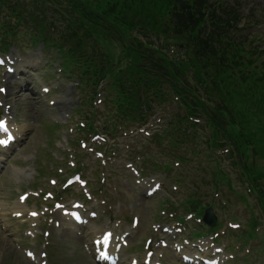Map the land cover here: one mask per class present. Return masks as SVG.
Instances as JSON below:
<instances>
[{"label": "rangeland", "instance_id": "1", "mask_svg": "<svg viewBox=\"0 0 264 264\" xmlns=\"http://www.w3.org/2000/svg\"><path fill=\"white\" fill-rule=\"evenodd\" d=\"M109 1L87 9L100 11ZM224 2L240 12L242 34L264 52V0ZM134 10L157 9L148 3ZM19 39L23 46L0 53V122L15 128L21 139L0 155V264H131L132 259L137 264H264V207L236 176L226 152L215 150L207 163L191 152L195 138L181 145L180 137L168 136L175 113L184 106L177 93L156 98L144 123L118 120L104 94L79 85L46 38L34 42L36 47L26 33ZM139 39L172 57L178 51L189 55L181 40L155 44V36ZM100 44L110 65L144 62L117 40L103 36ZM257 66L258 81L264 54ZM14 69L29 76H12ZM8 75L27 79L17 103L4 92ZM189 106L194 117L188 121L196 124L202 112ZM219 163L227 169L225 176L218 172L219 181H227L229 188L212 177L221 170ZM208 207L218 216L216 233L206 232L210 227L202 217ZM75 213L87 219L76 234L71 230ZM105 231L115 237L111 258L95 244Z\"/></svg>", "mask_w": 264, "mask_h": 264}, {"label": "trees", "instance_id": "2", "mask_svg": "<svg viewBox=\"0 0 264 264\" xmlns=\"http://www.w3.org/2000/svg\"><path fill=\"white\" fill-rule=\"evenodd\" d=\"M98 1L0 0V51H8L21 33L36 42L46 38L81 85L104 93L118 120L145 122L156 98L177 93L184 106L168 136L180 137L181 145L195 138L191 152L207 163L215 150L226 152L236 176L264 207V92L258 86L264 89V75L257 81L254 72L264 52L242 34L240 12L224 0H111L100 11L87 9ZM148 3L157 10H134ZM136 33L155 36L149 41L155 44L181 40L189 55L178 51L172 57L160 46H145ZM103 36L144 62L110 65ZM191 104L202 112L194 120L201 124L188 121L194 117ZM217 166L214 181L229 188L218 175L225 176L226 167Z\"/></svg>", "mask_w": 264, "mask_h": 264}, {"label": "bare ground", "instance_id": "3", "mask_svg": "<svg viewBox=\"0 0 264 264\" xmlns=\"http://www.w3.org/2000/svg\"><path fill=\"white\" fill-rule=\"evenodd\" d=\"M15 62L13 63V65L15 66ZM33 67V64H31L30 66H29V68L31 69ZM11 74H12V76H18V75H20V76H29V75H27L25 72H23V71H18L17 69H14L13 70V72H11ZM7 78L5 79V81H4V85H5V89H4V92L5 93H7L8 94V100H14V101H16V103L18 102V101H21V96H22V94L20 93V89L21 88H23V87H27L28 86V84H24L25 82H27V79H25V80H20V81H16V80H14L13 79V77H11V76H6ZM32 99H34L35 98V102H37L36 100H38L39 98H38V96H37V94L36 93H32ZM34 97V98H33ZM38 98V99H37ZM59 105H61V106H64L65 105V101H63L62 99H58V102H57ZM43 105H42V103H41V105H40V107H42ZM9 114H11L10 112H8V115ZM31 124H29V126H30ZM28 128V127H27ZM103 237V236H102ZM101 237V238H102ZM137 260H133V262H132V264H137Z\"/></svg>", "mask_w": 264, "mask_h": 264}, {"label": "water", "instance_id": "4", "mask_svg": "<svg viewBox=\"0 0 264 264\" xmlns=\"http://www.w3.org/2000/svg\"><path fill=\"white\" fill-rule=\"evenodd\" d=\"M205 222L210 224L211 226H215L217 222V217L215 216L214 212L212 209H208L206 211V215L204 218Z\"/></svg>", "mask_w": 264, "mask_h": 264}, {"label": "snow or ice", "instance_id": "5", "mask_svg": "<svg viewBox=\"0 0 264 264\" xmlns=\"http://www.w3.org/2000/svg\"><path fill=\"white\" fill-rule=\"evenodd\" d=\"M5 127V125L3 124V122H0V128Z\"/></svg>", "mask_w": 264, "mask_h": 264}]
</instances>
